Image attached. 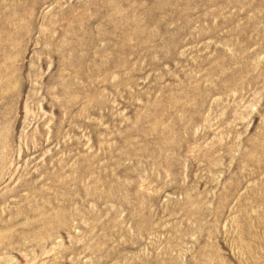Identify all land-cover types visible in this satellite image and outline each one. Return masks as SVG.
Listing matches in <instances>:
<instances>
[{
	"label": "rangeland",
	"instance_id": "rangeland-1",
	"mask_svg": "<svg viewBox=\"0 0 264 264\" xmlns=\"http://www.w3.org/2000/svg\"><path fill=\"white\" fill-rule=\"evenodd\" d=\"M0 264H264V0H0Z\"/></svg>",
	"mask_w": 264,
	"mask_h": 264
}]
</instances>
